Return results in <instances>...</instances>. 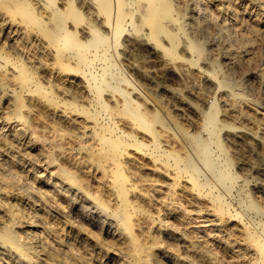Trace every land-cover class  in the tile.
Segmentation results:
<instances>
[{
	"label": "bare ground",
	"instance_id": "bare-ground-1",
	"mask_svg": "<svg viewBox=\"0 0 264 264\" xmlns=\"http://www.w3.org/2000/svg\"><path fill=\"white\" fill-rule=\"evenodd\" d=\"M0 1H1V6L4 7V9H6L7 11H10V12H13V11L16 12V14L18 16H21L25 20L24 22L26 23V25L28 27L34 26V27L39 29V32H42L44 34L45 38H47V40H48V43H50L51 46H53L55 48L54 53L50 54V55H51V59L53 60V62L56 63L57 68L60 69L62 72H64L69 77H72V79L73 78H79L80 81H82L84 84V85H82V88L84 87V90L87 91V92H85V95H82V97H84V99L81 101L77 100L76 97L68 98L65 96H60L58 93H56L54 91V88L52 87V85H50V83L44 82L45 80L43 81L40 78L41 76L39 77L35 73V69L33 70L34 67L32 68L30 65H28L27 62L22 57H20L17 52L14 51V53H11L9 50L7 51L5 47L0 46V66H2V65L5 66L7 64L11 68H13V70H14L13 77L16 79V82H17V85L12 84L14 86L13 87L14 89L12 92L14 96H13L12 101H11L13 103L12 104V106H13L12 107V113L15 114V116H17L21 120L26 119V114L23 112L24 110H22L23 107L25 106V102H28V101H24L25 100L24 99V92L25 91L30 92V93L31 92L36 93V94L42 95L44 97H47V99L50 101V103H53L54 105H56V107H57V105H59V107L62 106L64 109L67 110V112H66V110L63 111L65 113L61 112L60 114H58L60 119L62 118V120L65 121L67 124L76 125V128L81 130L82 138H83L84 134H88L86 139L91 140V141L93 140L95 142L94 144L91 142L92 144H89V145L84 146V147H86V149H90L92 151V153L94 152L95 156L97 154L98 155V161H100L101 163L102 162H109L112 165V167L109 165L108 166L106 165L108 167L107 170L109 169V171H111V173H112L111 174L112 175V181L110 183V187H108L109 188L108 194H110L109 195L110 198L109 197L108 198L114 199L116 201V204L114 203L116 206L114 208H112L111 206L109 207V206L105 205L103 203V201H101L98 197L92 198L90 196V194H88V192H86V191H85L86 193L83 195L84 199L86 201H88V203H91V204L93 203V205L100 204L101 208L99 207L100 208L99 211H101V214L105 213L104 214L105 218H103V219H105L106 223H108V228H106V230H104L105 228L102 229L103 227L100 228V226H99V229H100L99 231L88 230L84 227L81 228L82 230H85L87 233L90 234V236L92 237L91 240L93 242H99L102 245V250H103V247H104L105 251L107 249V252H105V254L108 255L107 258L110 257V258L116 259L114 261L116 264H213V259L216 260V257H217L214 254V252L211 250L214 247H212L211 249L209 248L210 246H213V245L209 246L208 243L207 244L204 243L205 241L202 242V241L198 240V238L197 239L194 238L193 234H191L193 237H191L190 235L187 236V231L183 227H181L180 230L178 229V231H179L178 233L182 237L181 240H183L182 243H184V244H182L183 247L181 246V249L178 246H175L173 248L171 247V249L170 248H163L164 246L162 247L159 245L160 239H157L158 236L155 234L152 227L148 226V225H147V227H145L146 225L143 226L142 222H140L139 220L134 218V215L138 211L143 212V210H144L143 208L145 206H143V203L139 198L140 194L138 192H136V189L141 188L140 187L141 185L139 184V180L138 179L137 180L131 179L129 177L127 170L125 169V166L129 162H132L133 160H137V158L139 157V158H142L144 160H146V159L151 160L149 163L153 162V165H154V168L152 169L153 178H147V179H149L151 181H156V182L158 181L159 186H161L162 188L163 187L166 188V194L171 193L170 191L172 189H174V187L176 185V181L174 179H172L173 176L175 178H177V180H178V178L179 179L183 178L186 181V183L183 181L182 182L184 184H187V187H185V188H188L190 191V196H191L190 201L193 202L191 209H192V211L194 210L197 213H199V216L201 218L200 220L202 221L200 227H198L199 232L202 233V231H203V233H205L204 231H206V230L210 231L211 232L210 234H214L213 235L214 238L213 237L212 238L215 241H217V243H219V244L223 243L222 247H225L226 249L231 251L232 254H235L238 256V255H243L245 253L251 258L250 260H251L252 264H264V179L263 178L261 179L258 177L257 180H255L256 182L254 184H252V186H250V180L247 178V176H243V175L239 174L237 171H235L231 157L228 153V150L226 149L227 146L223 142V140L221 138L222 136H220V134L223 133V132L221 133V130L224 127H226V126L232 127L233 125L229 124L228 122H226L223 119H222L221 123H219V120H220L219 119V115H220L219 112L221 110H223L224 112H227L228 109H231L232 105L229 104V97H230V99H231V97H233L235 99L236 98H238V99L247 98V93H248L247 87L244 84L245 82L243 83L242 81H240L241 79L240 80L235 79L233 76L230 75V73L226 72L227 70L224 71L222 69L218 58L213 57L212 54H211L212 55L211 56L210 53H208L206 51L207 48L205 47V44H204L203 39L201 37V34H198L199 32L197 31V29H195L196 26L199 25L198 23L200 21H205L206 27L211 25L210 27L213 26L214 29H218V31L222 32L221 34H223V32L226 30V29H224L226 26H224V24L217 23V21H219L218 15L212 14L210 12V9L212 6L214 8L216 7L218 13L220 11H222L221 10L222 8L228 9L230 7L232 10H236L235 6H237V5L236 4H235V6L233 5L234 4L233 0H91L92 3L97 5V6H95V11L98 14H100V20L97 21L98 24L92 23L93 21L85 20L81 14V11H80L81 9H79L74 3H72V0H70L65 5V7L60 6L59 5L60 3H58L57 0H43L44 4H45L44 7H47L48 10L50 11V13H49L50 16L48 17V20H46L47 19L46 17H45L46 19H44V15H42L37 10V8L35 7L36 2L33 3L31 0H0ZM250 1H248V2H250ZM232 5H233V8H232ZM243 6H244V4H243ZM246 7L248 8L247 5H246ZM241 8H238V9L241 10ZM247 8H246V10H247ZM213 10H215V9H213ZM255 10H257V9H255ZM258 10H257V12H258ZM92 11H93V9H92ZM241 11L243 12L244 10H241ZM262 11H263V9H262ZM234 12H235V15H237V16L239 15V13L237 11H234ZM199 14H202L205 17V19H201V20L196 19L195 17H199L198 16ZM220 14H222V12H220ZM262 15H264V14H262ZM206 16H210L209 20ZM233 18H234V16H233ZM69 19H72L73 22L74 21H83L85 23L87 22L89 24V34L86 37H82V35L80 37L78 34V30H76V27L79 24L75 25L76 27H71L70 26L71 24L69 25ZM255 19L257 20V24L258 23L264 24V17L263 18H261V17L257 18V16H256ZM1 20L3 21V22H1L2 25L7 27L6 30L9 29V31H11L15 35H19L21 38H23V35H26V28L23 29L22 25L14 24L13 20L7 21L4 18ZM252 20H253V18H252ZM47 21H49L50 23H48ZM24 22H22L21 24H23ZM232 23H234V22H232ZM231 25L233 26L234 24H231ZM252 26H253V23H252ZM235 28L236 27H234V29ZM259 29H260V27H259ZM85 30H86V28H85ZM238 30H240V29H238ZM246 30H248V29H246ZM256 30H257V28H256ZM243 31H245V30H243ZM5 33L6 32H4V34ZM256 33L258 34V32H256ZM2 36H4V35H2ZM7 37H8V35H7ZM34 37L36 38V36H34ZM242 37H243V34H242ZM45 38H43V39H45ZM244 38L246 39V37H244ZM247 38H249V37H247ZM14 41H15V39L13 40V42ZM1 42H3V41H1ZM12 44H15V43H12ZM244 44H245V42H244ZM225 45L226 46H222L223 53L231 54V51H235L234 47L236 48V46H233L230 43L225 44ZM241 45H240V47H241ZM12 46H14V48L16 47L15 45H12ZM245 47H246V45H245ZM237 48H239V47H237ZM242 48H241V50H242ZM239 49H237V50H239ZM132 50H145L144 52H146V54L148 53L147 54L148 58H146L148 61V64L153 66V67L155 65L158 66V64H159L160 65V67H159L160 72H164L166 70L167 71L168 70L169 71L170 70L175 71L176 69H179L181 73H185V74L188 73V75H189V73H192L194 70H196L202 75L205 84L212 83L214 85V83H215L217 88L218 87L220 88L222 86H223V88H225V91L224 92L222 91L223 93L221 95L219 94L220 97H217V94L215 92L212 94L213 95L212 100L210 102H207L206 101L207 97L214 90H210V89L205 88V87H197L193 82L190 84H189V82L187 84L183 83V85H184L183 89H185L184 91L187 94L193 95L195 97V99L200 100V103L198 105L196 104L197 108L195 109L196 113L198 114V118H199L198 121L200 120V123H201V126H200L201 129L200 130H197V128H196L197 131L191 132L190 130L187 131V130L183 129V132H182L183 136H180L174 130L175 128H172V126L170 127V125L167 122L165 123V122L161 121L158 116H155L154 120H151V119H149V117H147V110L142 111L143 108H142V110H140L141 109V108H139V106H141L140 102H139L140 99L138 101L134 94L135 93H137V94L141 93L142 92L141 87H139L138 84L133 82V80L131 78L132 76L126 71V68H125L126 66L124 67L125 63L122 64L120 62L121 55L125 52L127 53V52L132 51ZM237 50H236V52H237ZM20 52H21V49H20ZM29 59H31V58H29ZM127 63H128V61H127ZM32 66H34V65H32ZM142 67H145V66H142ZM150 71H152V70H150ZM176 71L174 72L175 75L174 74L173 75L176 78L181 77L178 72H177L178 74L176 73ZM47 72H48V70H47ZM143 72H145V71H143ZM11 76H12V74H11ZM11 76H10V78H11ZM259 76H261V75H259ZM47 77H48V75H47ZM255 77H257V76H255ZM5 80H7L5 76L0 77V84L5 85L6 84ZM161 80H162V78H161ZM167 80H169V79H167ZM58 82H59V80H58ZM164 82H166V80ZM70 83H72V82H70ZM79 85H81V84H79ZM167 85L171 86L172 84L169 85L167 83ZM7 86H9V85H7ZM200 86H201V84H200ZM164 87H166V86H163V88ZM179 87H181V86H179ZM5 88H6V86H5ZM106 88H111L112 90H114L118 94V98H116L112 102L108 101L107 100L108 97L105 98L104 95L102 94L104 92V89H106ZM177 88H178V86H177ZM157 89L159 90L158 87H157ZM183 89H182V91H183ZM83 92L81 91L80 93H83ZM109 92L111 93L112 91H109ZM175 92H176V90H175ZM105 93H107V92H105ZM163 93H164V91H163ZM109 98H111V97H109ZM165 98H166V96H165ZM187 98H188V96H187ZM80 99H82V98H80ZM143 99H145V98L143 97ZM147 99L149 100L148 97H147ZM175 99H177V98H175ZM190 100H192V99L190 98ZM142 101L143 100H141V102ZM254 101H256V100H254ZM149 102H151V101H149ZM154 105H155V102H154ZM5 106L8 107L7 105H5ZM149 106H150V104H149ZM238 106L240 107V105H238ZM175 107H177V106H175ZM255 108H256V106H255ZM153 110H155V109L153 108ZM186 110H188V108ZM119 111L127 114L128 116H131L134 119L133 124L135 123L136 125L143 126L146 129V131L142 132V135H140V134H137L138 132L136 133L135 130H131L129 128L127 129L125 127V125L121 124L123 121L121 123L119 122L122 120V119L121 120L118 119L117 115H119V114H117V113H119ZM242 111H241V113H242ZM252 111H253V109H252ZM68 112H69V115L67 114ZM42 114H44V113H42ZM42 114H39V116ZM149 114H151V113H149ZM223 116H221V117H223ZM119 117H120V115H119ZM152 117H153V113H152ZM230 117H232V116H230ZM162 118H163V116H162ZM193 118H195V117H193ZM225 118H227V117H225ZM30 119H31V117H30ZM168 119L171 120V117ZM30 121H32V120H30ZM173 121H174V119H173ZM173 121H171V122H173ZM258 121H264V115H263V118H261ZM32 122L30 123L31 125H32ZM34 122H35V120H34ZM156 122L161 125L163 131H170L171 132L170 135H173V136H170L172 138V140L171 141L169 140V143H172V144L176 143L174 145H177L179 147V149H176L174 147V145H169V143L168 144L162 143L161 139H159L160 130L149 127V125L152 126V124L153 123L155 124ZM191 122H193V120ZM61 123H63V122H61ZM247 123H249V122H247ZM12 124H15V122H13ZM23 124H24V121H23ZM26 124H27V122H26ZM154 124H153V126H154ZM240 124H242V123H240ZM17 125H19V124H17ZM36 126H38V125H35V127ZM60 127H62V126H60ZM73 127H75V126H73ZM143 127H142V129H143ZM65 128H66V126H65ZM235 128H238V127H235ZM33 129H32V132H33ZM246 129L245 130H237L236 132H232L233 136L231 134H229L228 136L230 137L231 140H234V141H236L237 139H241L243 135L249 136L250 138L254 139V141L257 143V145L260 148L259 150L263 151V156H262V159H259L258 162L255 163V165H253V166L249 165L250 166L249 169H252L253 171H255L256 174H259L258 172L264 173V123H260V122L258 123L257 122L255 132L252 130L248 131ZM26 130H27V128H26ZM49 130L51 132V129H49ZM62 130H64V129L62 128ZM259 130L262 131V133H263L262 135H260L258 133ZM24 131H25V129H24ZM53 132H54V130H53ZM53 132H52V134H53ZM139 132H141V131H139ZM6 133H5V135H6ZM18 133H20V130L19 131L14 130L10 134L13 135L15 138H17ZM35 133H37V132H35ZM68 133H70V132H68ZM68 133H67V135H71V133L70 134H68ZM255 133H257V134H255ZM1 136H2V133H1ZM59 137H60V135H59ZM63 137H64V135H63ZM170 137H169V139H170ZM10 138H11V136H10ZM67 138H68V136H67ZM67 138H66V140H67ZM77 138H78V136L76 137V139ZM27 139L28 138H26V140ZM3 140H6V139H3ZM45 140H47V139H45ZM54 140H55V138H54ZM56 140H57V142H59L58 139H56ZM83 140H82V142H83ZM242 140H244V139H242ZM13 141H16V140H13ZM1 142H0V154L3 157L2 158L0 157L1 158L0 164H3V169L1 168L2 170H0V202L2 201L4 206L2 205V203H0V264H90V262L92 260H91V258H88L86 255V253L89 251H87V252L85 251V247L87 244L86 239L84 237L83 238L79 237V239L81 241L79 243H81L84 248L80 247V246L76 247L77 246L76 242L78 243L79 239H78V241L74 242L73 241L74 238L72 239L71 233H73V232H72L71 228L66 227V224L61 227V224H60L61 220H59L58 218L54 217V219L49 220L45 216L46 219L44 221H40V223H39L40 227H41V232L40 231L38 232L32 226H25V225L23 226L22 225L21 220L23 218L25 219V217H27L30 220V222H39L38 219L40 217L38 218L37 214H36V211L38 209L36 208L37 210L36 209H33V210L30 209L29 210V208H27L28 206L26 207L27 203H29V202L25 201V199H27L28 197L29 198L32 197V194L30 192H28V190H26V189L23 190V185L21 186L22 190L20 189L19 182H21L22 180H20L13 173L14 167L11 164L12 162L15 161L14 155L12 154L13 151L11 153L10 150H8V146H6L7 144H5L3 142L1 143ZM42 142H44V141H42ZM79 142H81V140L78 141V143ZM166 142H168V140H166ZM59 143H61V142H59ZM12 144H14V143L12 142ZM19 144H18V146H19ZM58 145H60V144H58ZM82 145H83V143H82ZM52 146H53V144H52ZM55 146H56V144H55ZM26 147H27V145H26ZM47 147H49V145ZM53 149L55 150L57 148H53ZM58 150H59V148H58ZM24 151H25V149H24ZM63 151H59V152L61 153ZM64 152H66V151H64ZM25 153H27V152H25ZM86 154H88V153H86ZM31 155H32V153H31ZM33 156H34V154H33ZM54 156H55V154H54ZM66 156L67 155H65V157ZM20 157H21V155H20ZM59 157H61V156H59ZM72 158H73V156H72ZM88 158L89 157H87V159ZM35 159H36V157H35ZM54 159H56V157ZM68 159H69V157H68ZM243 159H244V157H243ZM36 160L39 161V159H36ZM58 160H61V158H59ZM83 160H85V159H83ZM45 161L46 160L44 159V162ZM56 161H57V159H56ZM63 161H61V162H63ZM249 161H250V158H249ZM42 162H43V160H42ZM70 162H68V163H70ZM86 162H88V161H86ZM86 162H85V164H86ZM144 162H146L149 165V163L147 161H144ZM146 163H145V165H146ZM33 164H35V163H33ZM66 164H67V161H66ZM124 164H126V165H124ZM48 165L49 164H47V166ZM245 165H246L245 161H244V163H240L241 167H245ZM19 167H21L20 164H19ZM40 167H42V166H40ZM52 167H53V165H52ZM101 167H103V166H101ZM73 168H74V166H73ZM131 168H132V166H131ZM140 168H141V165H140ZM133 169H135V163H134ZM146 169H148V168H146ZM18 170H20V169H18ZM26 170L27 169H25V171ZM247 170H248V168H247ZM140 171H142V170H140ZM17 172L20 173V171H17ZM29 172H30V170H29ZM58 172L61 175V177L63 178V180L62 181L59 180V181L55 182L54 188L56 187L57 194H53V196L55 195V197H51V196H48L46 194H42V198H44L45 201L50 203L52 206H55L54 208L56 209L58 216H63L64 214H62V211H64V210H61V208L59 207V204L61 202H65L64 198L62 199V197H66V196H69L70 194H72L71 189L75 185H77L76 186L77 188H81V183L78 182L80 177H79V179H77V177L74 176L75 174L73 173V171L70 170V168H66L63 166V167L59 168ZM95 172H97V171H95ZM144 173H146V172H144ZM21 174H22V172H21ZM47 174H46V177H47ZM17 175H19V174H17ZM38 175H39V173H38ZM93 175H95V174H93ZM109 175H110V173H109ZM136 175H138V174H136ZM27 176H26V178H27ZM34 176H35V174H34ZM146 176H147V174H146ZM143 177H145V175ZM33 178L34 177H32V179ZM140 178L142 179L141 176H140ZM22 179H24V178H22ZM27 179H29V178H27ZM102 179H104V178H102ZM142 180L144 182L145 179H142ZM149 180H147V181L149 182ZM81 181H82V179H81ZM151 181H150L151 184H155ZM26 182L28 183V181H26ZM42 182H44V181H42ZM109 182H110V180H109ZM32 183H34V182H32ZM106 183H108V181ZM86 184H87V182H86ZM145 184L149 185V183H147V182ZM51 185H53V184H51ZM103 185L105 186V184H103ZM26 186H28V185H26ZM153 186H155V185H153ZM146 187L148 188V186H146ZM30 188H33V190H35V192L37 191L39 194L42 193L40 191V187H39V189H37L36 187L30 185ZM156 188H157V186H156ZM165 188H163V189H165ZM86 189H87V187H86ZM98 189H100V188H98ZM53 190L54 189L52 188V191ZM97 191H99V190H97ZM182 191H181V193L184 194L185 191H183V192ZM50 192H51V190H50ZM94 192H96V191H94ZM148 192H149V190H148ZM26 193H30L29 194L30 196ZM153 193H156V192H153ZM153 193H151V194H153ZM36 194H33V196ZM174 195H176V194H174ZM77 197H78V195H77ZM176 197H175V199H176ZM159 198H160V196H159ZM35 199H37V198H35ZM144 199H145V195H144ZM158 199H156V200H158ZM81 201H82V199H81ZM179 201L182 202V200H179ZM40 203H41V201H40ZM40 203H38V204H40ZM66 203L68 205V201ZM183 203H186V202L184 201ZM44 204H45V202H44ZM169 204H170V202H169ZM40 205H42V204H40ZM67 205L65 207L63 206L64 209L67 207ZM79 205H77V206H79ZM171 205H173V204H171ZM61 206H62V204H61ZM93 207L95 208V206H93ZM175 207H176V205H175ZM39 210H40V208H39ZM190 210H188V211L190 212ZM67 211L69 212L70 210H67ZM99 211H98V213H100ZM179 212H180V210H179ZM30 213H32V214L30 215ZM44 213H45V211H44ZM147 214H148V212L145 213V215H147ZM160 214H161V212H160ZM166 214H168V213L166 212ZM45 215H46V213H45ZM69 215H70V213H69ZM140 215H142V214H140ZM41 216H42V214H41ZM190 216H191V214H190ZM199 216L197 218H199ZM49 218H50V215H49ZM78 218H80V217H78ZM152 218H150V220ZM193 218L196 219V217H194V216H193ZM72 219H74V218H72ZM166 219H168V218H166ZM107 220L109 222H107ZM28 221H26V222H28ZM98 221H97V223H98ZM135 221H136V223H135ZM161 221H159V222H161ZM64 222H65V220H64ZM75 222H76V220H75ZM197 222H198V224L200 223L199 221H197ZM68 223H69V221H68ZM87 223H89V222H87ZM184 223H185V221H184ZM82 224H80V225L83 226ZM182 224H183V222H182ZM185 224H187V223H185ZM198 224H196V225H198ZM94 225H96V224H94ZM135 225H137V228H135ZM33 226H35V225H33ZM70 227H72V225ZM77 230H79V229H77ZM165 230H167V229L165 228L164 231ZM175 230H177V229H175ZM44 232L46 234H48V233H51V235L53 234L54 238H59V237L63 236L62 238H64V241L66 242V249H64L62 251H58L57 249H54L51 246H49V244L46 241L47 238L45 239L41 235V233H44ZM75 232H77V231H75ZM103 232H105L104 236L102 235ZM73 234H76V233H73ZM167 235H169V234H167ZM175 235H177V234H175ZM206 236H208V235H206ZM206 236L204 235V237H206ZM172 238L174 239V237H172V236H171V238L169 237L170 240ZM48 240L50 241V239H48ZM75 240H76V237H75ZM209 240L210 239L208 238V241ZM50 242H52V241H50ZM172 242L174 243V241H172ZM176 242H177V240H176ZM91 244L93 246V243H91ZM91 244H89V245H91ZM219 244H218V246H219ZM54 245L55 246L57 245L56 242ZM179 245H180V243H179ZM78 248H83V249L78 250ZM74 249H77L79 254H75ZM97 249H99V248H97ZM97 252H98V250H97ZM225 253H227V252H225ZM88 255H91V254L89 253ZM180 255H182L183 257H180ZM220 255H222V254H220ZM224 256L226 257V260H227V258L229 259V257L223 253V257ZM242 258H245V257H242ZM242 258H241V261H242ZM238 259H239V257H238ZM89 260H91V261L88 262ZM107 260H105V262ZM221 261H222V259H221ZM226 262H228V261H226ZM99 263L100 262H98V264ZM214 264H217V263L214 262ZM229 264H231V263H229Z\"/></svg>",
	"mask_w": 264,
	"mask_h": 264
},
{
	"label": "rangeland",
	"instance_id": "rangeland-1",
	"mask_svg": "<svg viewBox=\"0 0 264 264\" xmlns=\"http://www.w3.org/2000/svg\"><path fill=\"white\" fill-rule=\"evenodd\" d=\"M33 3H35V7L37 8V10L44 15V19L48 20V17L50 16L49 13L50 11L48 10L47 7H44V1L43 0H31ZM58 3H60L59 5L62 7H65V5L70 1V0H57ZM75 1V2H74ZM250 0H233L234 2V6L235 4L237 6H235L236 10H232L230 7L228 9L226 8H222L220 12H222V14H220V12L218 13L217 8L215 7H211L210 12L212 14H217L218 15V20L217 23L220 24H224V26H226L224 29H226L223 34H221L222 32L218 31V29H214V27H206L205 26V21H200L196 26L195 29H197V31L199 32L198 34H201V37L203 39V42L205 44V47L207 48V52L210 53V55L212 54L213 57L218 58L221 67L224 71H226L227 73H230L231 76H233L235 79L242 81L245 86L247 87V98H243V99H238V98H233L229 97V104L232 105L231 109H228L227 112H224L223 110H221L219 112V123H221L222 119L225 120L226 122H228L229 124H232V127H224L221 130L220 136H222V140L225 143V145L227 146L226 149L228 150V153L231 157V160L233 162V167L235 169V171H237L239 174L243 175V176H247V178L250 180V186H252V184H254L257 180V178H263L264 179V173L263 172H258L259 174H256L255 171H253L252 169H249L250 166L249 165H255L256 162H258L259 159H262L263 156V151L259 150V146L257 145V143L254 141V139L250 138L249 136H242L241 139H237L236 141L231 140L230 137L228 136L229 134H231L233 136L232 132H236L237 130H252V131H256V124L257 122L259 123H264V121H258L261 118H263L264 115V24L258 23L257 24V20L255 19L256 16L257 18L261 17L263 18L264 15V0H251L250 2H248ZM63 2V3H62ZM40 3V4H39ZM72 3H74L79 9H81V14L83 16V18L87 21H93L92 23H97L98 20H100V14H98L95 11V6H97L96 4L92 3L91 0H72ZM82 3V4H81ZM247 3V4H246ZM253 3V4H252ZM81 4V5H80ZM244 4V6H243ZM251 4V5H250ZM43 5V6H42ZM79 5V6H78ZM90 5V6H89ZM232 5V8H233ZM239 5V6H238ZM246 5L248 6V8L246 7ZM256 6V7H255ZM44 7V8H43ZM237 7V8H236ZM242 7V8H241ZM263 11H262V9ZM241 8V10H244L243 12L238 9ZM247 8V10H246ZM40 9V10H39ZM93 9V11H92ZM215 9V10H213ZM224 9V10H223ZM226 9V10H225ZM253 9V10H252ZM255 9H259L258 12ZM2 10V11H1ZM242 12H240V11ZM83 11V12H82ZM91 11V12H90ZM214 11V12H213ZM224 11V12H223ZM237 11L239 13V15H235V12ZM0 46L5 47L6 50L10 51L11 53L17 52L18 55L20 57H22L28 65H30L33 70L35 69V73L44 81L47 83H50V85H52V87L54 88V91L56 93H58L60 96H65V97H76L77 100L81 101L84 99V97H82V95H85V92H87L86 90H84V87L82 88L83 82L80 81L79 78H73L69 77L68 75H66L64 72H62L60 69L57 68L56 63L53 62V60L51 59V55L53 54L55 51V48L53 46H51L50 43H48L47 38H45L44 34L42 32H39V29L34 27V26H30L28 27L26 25V23L24 22L25 20L21 17L18 16L16 14V12H10L7 11L6 9H4V7L1 6V1H0ZM5 13V14H4ZM8 13V14H7ZM45 13V14H44ZM86 13V14H85ZM234 15H233V14ZM252 13V14H251ZM257 13V14H256ZM261 13V14H260ZM4 14V15H3ZM16 14V15H15ZM231 14V15H230ZM260 14V15H259ZM234 18H233V16ZM243 15V16H242ZM252 15V16H251ZM6 16V17H5ZM95 16V17H94ZM199 17H195L196 19H205V17L202 14L198 15ZM242 16V17H241ZM250 16V17H249ZM255 16V17H254ZM17 17V18H16ZM46 17V18H45ZM209 20L210 16H206ZM230 17V18H229ZM6 19L7 21H12L14 22V24H19L23 26V29L26 28V35H23V38H21L19 35H15L13 34L11 31L6 30L7 27L2 25L1 22H3L1 19ZM10 18V19H9ZM14 18V19H13ZM21 18V19H20ZM239 18V19H238ZM248 18V19H247ZM253 18V20H252ZM20 19V20H19ZM89 19V20H88ZM94 19V20H93ZM222 19V20H221ZM17 20V21H16ZM71 20V21H70ZM228 20V21H227ZM238 20V21H237ZM250 20V21H249ZM256 20V21H255ZM223 21V22H222ZM237 21V22H236ZM22 22H24L23 24H21ZM48 23H50L49 21H47ZM229 22V23H228ZM234 22V23H232ZM241 22V23H240ZM255 22V23H254ZM240 23V24H239ZM253 23V26H252ZM71 24V25H70ZM79 24V25H78ZM98 24V23H97ZM208 24V23H207ZM231 24H234L233 26ZM69 25L71 27H76L75 25H78L76 27V30H78V34L81 37H86L89 34V24L83 21H74L72 19H69ZM230 25V26H229ZM257 25V26H256ZM233 28H232V27ZM252 26V27H251ZM28 27V28H27ZM83 27V28H82ZM234 27H236L234 29ZM244 29H243V28ZM260 27V29H259ZM35 28V29H34ZM86 28V30H85ZM88 28V29H87ZM213 28V29H212ZM231 28V29H230ZM257 28V30H256ZM240 29V30H238ZM248 29V30H246ZM251 29V30H250ZM6 30V31H5ZM245 30V31H243ZM83 33H82V32ZM4 32H6L4 34ZM39 32V33H38ZM219 32V33H218ZM243 32V33H242ZM258 32V34L256 33ZM11 33V34H10ZM82 33V34H81ZM228 33V34H227ZM247 33V34H246ZM10 34V35H9ZM31 34V35H30ZM241 34V35H240ZM243 34V37H242ZM246 34V35H245ZM257 34V35H256ZM4 35V36H2ZM8 35V37H7ZM203 35V36H202ZM14 36V37H13ZM36 36V38L34 37ZM213 36V37H212ZM258 36V37H257ZM4 37V38H3ZM7 37V38H6ZM20 37V38H19ZM25 37V38H24ZM246 37V39L244 38ZM249 37V38H247ZM13 38V39H12ZM45 38V39H43ZM2 39V40H1ZM15 39V41L13 42V40ZM42 39V40H41ZM249 39V40H248ZM17 40V41H16ZM206 40V41H205ZM3 41V42H1ZM25 41V42H24ZM232 41V42H231ZM235 41V42H234ZM237 41V42H236ZM243 41V42H242ZM255 41V42H254ZM7 44H6V43ZM24 42V43H23ZM33 42V43H32ZM245 42V44H244ZM15 43V44H12ZM17 43V44H16ZM232 44L233 46H236V48L234 47L235 51H231V54H226L223 53V48L222 46H226L225 44ZM242 44V45H241ZM244 44V45H243ZM15 45L16 49L14 48ZM28 45V46H27ZM241 45V47H240ZM248 48H246L245 47ZM21 48H20V47ZM49 47V48H48ZM52 47V48H51ZM239 47V48H237ZM243 47V48H242ZM257 47V48H256ZM209 48V49H208ZM242 48V50H241ZM15 49V50H14ZM21 49V52H20ZM28 49V50H27ZM239 49V50H237ZM237 50V52H236ZM28 51V52H27ZM44 51V52H43ZM133 51V52H132ZM129 52H125L121 55L120 58V62L122 64H124V67L126 68V71L132 76V80L133 82H135L136 84L139 85V87H141V93H135V97L136 99L139 101L140 99V105L139 108H141L140 110L145 111L147 110V117H149V119L154 120L155 116H158L159 119L163 122H167L170 127L172 126V128H175L174 130L177 132L178 135L183 136V129L187 130V131H197L201 129V123L200 120L198 121V114L196 113L195 109L197 108V105L200 103V100L195 99V97L193 95L187 94L183 89L184 84H187L189 82L190 83H194L197 87H205L208 88L210 90H214L212 93H210V97H207V102H210L213 98V93L216 92L217 97H220L219 94L221 95L224 91L225 88L222 87H216V84L214 83V85L212 83H207L205 84L202 75L194 70L192 73H181L179 69H176V73L178 72L180 74L181 77L176 78L175 75V71L173 70H166L164 72H160V65L158 64L155 65L154 67L148 64V61L146 58H148V53L146 54V52H144L145 50H132ZM135 51V52H134ZM140 51V52H139ZM243 51V52H242ZM42 52V53H41ZM240 54H239V53ZM24 53V54H23ZM132 53V54H131ZM38 54V55H37ZM224 56H223V55ZM17 55V54H16ZM211 55V56H212ZM42 56V57H41ZM146 56V57H145ZM220 56V57H219ZM41 57V58H40ZM123 57V58H122ZM129 57V58H128ZM31 58V59H29ZM36 58V59H35ZM126 59V60H125ZM138 59V60H137ZM141 59V60H140ZM146 59V60H145ZM202 59V58H201ZM226 59V60H225ZM41 60V61H40ZM123 60V61H122ZM133 60V61H132ZM31 61V62H30ZM35 61V62H34ZM128 61V63H127ZM142 61V62H141ZM229 61V62H228ZM136 62V63H135ZM146 62V63H145ZM54 63V64H53ZM146 65H145V64ZM45 64V65H44ZM47 64V65H46ZM150 66H148V65ZM34 65V66H32ZM43 65V66H42ZM55 65V66H54ZM132 65V66H131ZM141 65V66H140ZM45 66V67H44ZM129 68H128V67ZM145 66V67H142ZM140 67V68H139ZM4 68V69H3ZM149 68V69H148ZM262 68V69H261ZM133 69V70H132ZM7 70V71H6ZM39 70V71H38ZM46 70V71H45ZM48 70V72H47ZM149 70V71H148ZM152 70V71H150ZM159 70V71H158ZM6 71V72H5ZM10 71V72H9ZM12 71V72H11ZM145 71V72H143ZM8 72V73H7ZM50 72V73H49ZM134 72V73H133ZM152 72V73H151ZM258 74H256V73ZM7 73V74H6ZM13 73L14 70L13 68H11L10 66H8L7 64L5 66H0V77L5 76L7 80H5V85H1L0 84V142L2 141L3 143L7 144L6 146H8V150H10V152L12 153L13 151V155L15 158V161L12 162L11 164L13 165V173L20 179V180H24L23 182H19V186L20 189L22 190L21 186L23 185V190L26 189L28 190V192H30L32 194V197H28L27 199H25V201L29 202L27 203L26 207L29 208V210H33L36 209V214L37 217L39 218V222H30V220L25 217V219L23 218L22 221V225L24 226H32L33 228H35L38 232H41V227H40V221H44L47 217V219L51 220L54 219V217L58 218L61 224V227L63 225L66 224V227L71 228L73 233L76 234H72V239L73 241H78L79 237L80 238H85L87 241L86 247H85V251H89L86 253L88 258H91V260H89L88 262H90V264H98V262H100L99 264H116L114 261L116 259L107 258V254H105V252H107V249L105 251L104 247L102 250V245L99 242H93L91 240V236L89 233H87L85 230H82L81 228L84 227L88 230H97L99 231V226L100 228L106 230V228H108V223H106V220L103 219L105 218L104 214H101V211H99L100 204H95L93 205V203H88V201H86L83 197V195L88 192V194H90V196L93 197H98L101 201H103V203L107 206H111L112 208H114L116 205V201L114 199H109V188L110 187V183L112 181V173L111 171H109V169L107 170V166H111L112 165L109 162H100L98 161V155L90 150V149H86V147L89 144H94L95 142L92 140H87L86 137L88 134H84L83 138H82V134H81V130L76 128V125H72V124H67L65 121L62 120V118L60 119L59 115L61 112L65 113L63 111H65L66 109H64L62 106L59 107V105H54L53 103H50V101L47 99V97H44L42 95L36 94V93H30L25 91L24 92V101H30L25 102V106L23 107L22 110H24L23 112L26 114V119L25 120H21L20 118H18L17 116H15V114L12 113V98H13V85H17L16 79L13 77ZM44 73V74H43ZM177 73V74H178ZM260 73V74H259ZM6 74V75H5ZM12 74V76H11ZM48 77H47V75ZM157 76H156V75ZM174 74V75H173ZM46 75V76H45ZM66 75V76H65ZM149 75V76H148ZM160 75V76H159ZM261 75V76H259ZM11 76V78H10ZM153 76V77H152ZM187 76V77H186ZM195 76V77H194ZM257 76V77H255ZM136 77V78H135ZM167 77V78H166ZM261 79H260V78ZM63 78V79H62ZM69 78V79H68ZM159 78V79H158ZM162 78V80H161ZM190 78V79H189ZM50 79V80H49ZM52 79V80H51ZM61 79V80H60ZM156 79V80H155ZM169 79V80H167ZM178 79V80H177ZM182 79V80H181ZM188 79V80H187ZM192 79V80H191ZM47 80V81H46ZM59 80V82H58ZM68 80V81H67ZM70 80V81H69ZM145 80V81H144ZM155 80V81H154ZM158 80V81H157ZM166 80V82H164ZM194 80V81H193ZM9 81V82H8ZM15 81V82H14ZM50 81V82H49ZM79 81V82H78ZM187 81V82H186ZM197 81V82H196ZM13 82V83H12ZM63 82V83H62ZM72 82V83H70ZM74 82V83H73ZM82 82V83H81ZM158 82V83H157ZM163 82V83H162ZM199 82V83H198ZM201 82V83H200ZM167 83L171 86H168ZM13 84V85H12ZM66 84V85H65ZM72 84V85H71ZM81 84V85H79ZM166 84V85H165ZM201 84V86H200ZM9 85V86H7ZM74 85V86H73ZM76 85V86H75ZM183 85V86H182ZM3 86V87H2ZM6 86V88H5ZM66 86V87H65ZM161 86V87H160ZM163 86H166L163 88ZM168 86V87H167ZM174 86V87H173ZM178 86V88H177ZM181 86V87H179ZM213 86V87H212ZM150 87V88H149ZM157 87L159 88V90L157 89ZM171 89H170V88ZM78 88V89H77ZM82 88V89H81ZM148 88V89H147ZM5 89V90H4ZM12 89V90H11ZM72 89V90H71ZM75 89V90H74ZM157 89V90H156ZM174 89V90H173ZM183 89V91H182ZM8 90V91H7ZM112 91L111 93L109 91ZM176 90V92H175ZM220 90V91H219ZM83 93H80V92ZM164 91V93H163ZM223 91V92H222ZM8 92V93H7ZM77 92V93H76ZM107 92V93H105ZM175 92V93H174ZM183 92V93H182ZM251 92V93H250ZM2 94V95H1ZM8 94V95H7ZM26 94V95H25ZM65 94V95H64ZM77 94V95H76ZM104 95L105 98H107L108 101L112 102L114 101L116 98H118V94L112 90L111 88H106L104 89V92L102 93ZM115 94V95H114ZM145 94V95H144ZM179 94V95H178ZM181 94V95H180ZM250 94V95H249ZM10 95V96H9ZM73 95V96H72ZM75 95V96H74ZM110 95V96H109ZM253 95V96H252ZM259 95V96H258ZM41 98H40V97ZM117 96V97H116ZM166 96V98H165ZM186 96V97H185ZM188 96V98H187ZM255 96V97H254ZM3 97V98H2ZM29 97V98H28ZM37 97V98H36ZM111 97V98H109ZM143 97L145 99H143ZM147 97L149 98V100L147 99ZM184 97V98H183ZM194 97V98H193ZM250 97V98H249ZM260 97V98H259ZM75 98V99H76ZM82 98V99H80ZM170 98V99H169ZM177 98V99H175ZM187 98V99H186ZM190 98L192 100H190ZM6 100V101H5ZM46 100V101H45ZM141 100H143L141 102ZM160 100V101H159ZM168 100V101H167ZM178 100V101H177ZM256 100V101H254ZM45 101V102H44ZM151 101V102H149ZM165 101V102H164ZM191 101V102H190ZM234 101V102H233ZM258 101V102H257ZM155 102V105H154ZM157 102V103H156ZM189 102V103H188ZM194 102V103H193ZM231 102V103H230ZM253 102V103H252ZM142 103V104H141ZM178 103V104H177ZM235 103V104H234ZM239 103V104H238ZM31 104V105H30ZM51 104V105H50ZM150 104V106H149ZM174 104V105H173ZM176 104V105H175ZM195 104V105H194ZM197 104V105H196ZM246 104V105H245ZM255 104V105H254ZM5 105H7L8 107H6ZM166 107H165V106ZM240 105V107L238 106ZM245 105V106H244ZM258 105V106H257ZM39 106V107H38ZM159 106V107H158ZM169 106V107H168ZM177 106V107H175ZM188 106V107H187ZM194 106V107H193ZM256 106V108H255ZM5 108V109H4ZM41 108V109H40ZM44 108V109H43ZM58 108V109H57ZM150 110H149V109ZM153 108L155 110H153ZM178 108V109H177ZM188 108V110H186ZM237 108V109H236ZM28 109V110H27ZM48 109V110H47ZM54 109V110H53ZM158 111H157V110ZM171 109V110H170ZM175 109V110H174ZM253 109V111H252ZM9 110V111H8ZM35 110V111H34ZM37 110V111H36ZM39 110V111H38ZM51 110V111H50ZM166 110V111H165ZM170 110V111H169ZM190 110V111H189ZM243 110V111H242ZM247 110V111H246ZM263 110V111H262ZM29 111V112H28ZM46 111V112H45ZM50 111V112H49ZM184 111V112H183ZM236 111V112H235ZM242 111V113H241ZM36 112V113H35ZM41 112V113H40ZM59 112V113H58ZM67 112V110H66ZM159 112V113H158ZM179 112V113H178ZM181 112V113H180ZM184 114H183V113ZM42 114L39 116V114ZM49 115H48V114ZM151 113V114H149ZM152 113H153V117H152ZM259 115H258V114ZM35 114V115H34ZM47 114V115H46ZM51 114V115H50ZM69 115V112L67 113ZM120 115L118 116V119H122L121 121H119L121 124L125 125V127L131 130H135V132L137 134L142 135V132L146 131V129L141 126V125H136L134 122V119L131 116H128L125 113H122L119 111V113H117ZM124 114V115H123ZM173 114V115H172ZM190 114V115H189ZM261 114V115H260ZM122 115V116H121ZM186 115V116H185ZM195 115V116H194ZM224 115V116H223ZM241 115V116H240ZM244 115V116H243ZM248 115V116H247ZM251 115V116H250ZM258 115V116H257ZM36 116V117H35ZM163 116V118H162ZM190 116V117H189ZM223 116V117H221ZM232 116V117H230ZM234 116V117H233ZM240 116V117H239ZM29 117V118H28ZM31 117V119H30ZM47 117V118H46ZM123 117V118H122ZM171 117V120L168 119ZM195 117V118H193ZM227 117V118H225ZM243 117V118H242ZM245 117V118H244ZM247 117V118H246ZM255 117V118H254ZM39 120H38V119ZM41 118V119H40ZM186 118V119H185ZM239 118V119H238ZM14 119V120H13ZM19 119V120H18ZM28 119V120H27ZM58 119V120H57ZM132 119V120H131ZM174 119V121H173ZM197 119V120H196ZM237 119V120H236ZM16 120V121H15ZM32 120L34 122L33 123ZM42 120V121H41ZM47 120V121H46ZM49 120V121H48ZM193 120V122H191ZM196 120V121H195ZM235 120V121H234ZM247 120V121H246ZM24 121V124H23ZM41 121V122H40ZM173 121V122H171ZM195 121V122H194ZM13 122H15V124H12ZM18 122V123H17ZM27 122V124H26ZM32 122V125L30 124ZM38 122V123H37ZM57 122V123H56ZM63 122V123H61ZM126 122V123H125ZM190 122V123H189ZM231 122V123H230ZM233 122V123H232ZM249 122V123H247ZM3 123V124H2ZM22 125H21V124ZM59 123V124H58ZM125 123V124H124ZM173 123V124H172ZM200 123V124H199ZM242 123V124H240ZM256 123V124H255ZM19 124V125H17ZM154 124V123H153ZM149 125L150 128H154V129H158L160 130V135H159V139H161L163 144H168L169 140L171 141L172 138L170 136V131H163L162 127L159 123H155L154 126ZM158 124V125H157ZM187 124V125H186ZM235 124V125H234ZM246 124V125H245ZM2 125V126H1ZM17 125V126H16ZM24 125V126H23ZM35 125H38L35 127ZM52 125V126H51ZM56 125V126H55ZM66 128H65V126ZM130 125V126H129ZM135 125V126H134ZM186 125V126H185ZM192 125V126H191ZM7 126V127H6ZM20 126V127H19ZM32 126V127H31ZM34 126V127H33ZM46 126V127H45ZM62 126V127H60ZM64 126V127H63ZM68 126V127H67ZM75 126V127H73ZM190 128H189V127ZM243 126V127H242ZM250 126V127H249ZM19 127V128H18ZM23 127V128H22ZM31 127V128H30ZM54 127V128H53ZM135 129H134V128ZM143 127V129H142ZM157 127V128H156ZM159 127V128H158ZM234 127V128H233ZM238 127V128H235ZM7 130H6V129ZM27 128V130H26ZM34 128V129H33ZM36 128V129H35ZM42 128V129H41ZM62 128L64 130H62ZM142 130H141V129ZM192 128V129H191ZM195 128V129H194ZM197 128V130H196ZM233 128V129H232ZM244 128V129H243ZM25 129V131H24ZM33 129V132H32ZM51 129V132L50 130ZM57 129V130H56ZM137 129V130H136ZM226 129V130H225ZM231 129V130H230ZM14 130H20V133H18V137L15 138L13 135H11L10 133H12ZM37 130V131H36ZM54 130V132H53ZM67 130V131H66ZM74 130V131H73ZM162 130V131H161ZM228 130V131H227ZM12 131V132H11ZM37 133H35V132ZM57 131V132H56ZM141 131V132H139ZM231 131V132H230ZM6 135H5V133ZM28 132V133H27ZM32 132V133H31ZM53 132V134H52ZM70 132L71 135H67V133ZM77 132V133H76ZM2 133V136H1ZM56 133V134H55ZM59 133V134H58ZM68 133V134H70ZM164 133V134H163ZM258 133L260 135H262V131L259 130ZM58 134V135H57ZM64 137H63V135ZM257 134V133H255ZM22 135V136H21ZM24 135V136H23ZM33 135V136H32ZM53 135V136H52ZM60 135V137H59ZM164 135V136H163ZM4 136V137H3ZM16 140V141H13ZM21 136V137H20ZM36 136V137H35ZM43 136V137H42ZM66 136V137H65ZM68 136V138H67ZM78 136V138L76 139V137ZM170 139H169V137ZM25 137V138H24ZM34 137V138H33ZM39 137V138H38ZM73 137V138H72ZM26 138H28L26 140ZM33 138V139H32ZM55 138V140H54ZM67 138V140H66ZM81 138V139H80ZM166 138V139H165ZM6 139V140H3ZM10 139V140H9ZM25 139V140H24ZM36 139V140H35ZM44 139V140H43ZM47 139V140H45ZM59 142H57V140ZM78 143V141H80ZM84 139V140H83ZM244 139V140H242ZM66 140V141H65ZM83 140V142H82ZM166 140H168V142H166ZM240 140V141H239ZM34 141V142H33ZM44 141V142H42ZM75 141V142H74ZM165 141V142H164ZM1 142V143H2ZM12 142L14 144H12ZM21 142V143H20ZM33 142V143H32ZM50 142V143H49ZM66 142V143H65ZM71 144H70V143ZM73 142V143H72ZM86 142V143H85ZM92 142V143H91ZM20 143V144H19ZM53 146H52V144ZM60 145H58V144ZM83 143V145H82ZM232 143V144H231ZM16 144V145H15ZM19 144V146H18ZM35 144V145H34ZM46 144V145H45ZM56 144V146H55ZM176 143H169V145H174ZM239 144V145H238ZM242 144V145H241ZM248 144V145H247ZM250 144V145H249ZM10 145V146H9ZM15 145V146H14ZM22 145V146H21ZM27 145V147H26ZM45 145V146H44ZM49 145V147H47ZM256 145V146H255ZM32 146V147H31ZM73 146V147H72ZM177 145H174V147L176 149H179V147ZM236 146V147H235ZM23 147V148H22ZM36 147V148H35ZM248 147V148H247ZM253 147V148H252ZM21 148V149H20ZM52 148V149H51ZM53 148H57V149H53ZM59 148V150H58ZM12 149V150H11ZM15 151H14V150ZM25 149V151H24ZM51 149V150H50ZM235 149V150H234ZM19 150V151H18ZM66 152H64V151ZM54 151V152H53ZM59 151H63V152H59ZM85 151V152H84ZM232 151V152H231ZM234 151V152H233ZM239 151V152H238ZM17 152V153H16ZM27 152V153H25ZM19 153V154H18ZM32 153V155H31ZM49 153V154H48ZM57 153V154H56ZM88 153V154H86ZM244 153V154H243ZM34 154V156H33ZM38 154V155H37ZM55 154V156H54ZM59 154V155H58ZM85 154V155H84ZM232 154V155H231ZM248 154V155H247ZM256 154V155H255ZM19 155V156H18ZM21 155V157H20ZM25 155V156H24ZM63 155V156H62ZM65 155H67L65 157ZM69 155V156H68ZM16 156V157H15ZM28 156V157H27ZM61 156V157H59ZM73 156V158H72ZM85 156V157H84ZM92 156V157H91ZM138 156V155H137ZM251 156V157H250ZM0 157L2 158L3 156L0 154ZM33 157V158H32ZM39 159L36 160L35 159ZM56 157V159H54ZM61 158V160H58L59 158ZM69 157V159H68ZM87 157H89L87 159ZM238 157V158H237ZM244 157V159H243ZM254 157V158H253ZM0 158V160H1ZM72 158V159H71ZM85 160H83V159ZM250 158V161H249ZM25 159V160H24ZM30 159V160H29ZM33 159V160H32ZM44 159L46 160L45 162L47 164H49L47 166V164L44 162ZM64 161H63V160ZM74 159V160H73ZM90 159V160H89ZM93 159V160H92ZM36 160V161H35ZM41 160V161H40ZM43 160V162H42ZM245 161V167H241L240 163H244ZM18 161V162H17ZM38 161V162H37ZM63 161V162H61ZM67 161V164H66ZM71 161V162H70ZM88 161V162H86ZM91 161V162H90ZM135 161V162H134ZM147 161L148 163L151 161L149 159H142V158H137V160H133L132 162H129L127 165L125 166V169L127 170L129 177L131 179L134 180H139V184L141 185V188L136 189V192H138L140 195V200L143 203V206H145L143 209V212H137L134 215V218H136L137 220H139L140 222H142V225H146L145 227L151 226L153 231L155 232V234L158 236L157 239L159 240V245L160 246H164L163 248H170L171 247H175L178 246L181 249V246L183 242L182 237L179 235V231L181 227L185 228L187 231V236H191L193 237L191 234L194 235V238H198V240L200 241H205V244H209L213 245L210 246L209 248L214 252V254L217 256L216 260L213 259V264L214 262L217 264H252L251 262V258L247 255V254H243V255H235L232 254L231 251H229L228 249H226L223 246V243L219 244L217 243V241H215L214 238V234H210V231H204L205 233L199 232L198 227H200L202 221L200 220V216L199 213H197L196 211H192L191 206L193 205V202L190 201L191 200V196H190V191L187 187V184H184L183 182L186 183V181L183 178H175L173 176L172 179H174L176 181V185L174 187V189H172L169 194H166V188L163 189L161 186H159V182L157 181H151L147 178H153V174H152V169L154 168L153 162L149 163V165L144 162ZM16 162V163H15ZM41 162V163H40ZM62 164H61V163ZM70 162V163H68ZM73 162V163H72ZM86 162V164H85ZM100 162V163H99ZM144 162V163H143ZM22 163V164H21ZM27 163V164H26ZM35 163V164H33ZM60 163V164H59ZM65 163V164H64ZM84 163V164H83ZM134 163H135V169L134 168ZM146 163V165H145ZM19 164L21 167H19ZM46 166H45V165ZM56 164V165H55ZM73 164V165H72ZM26 165V166H25ZM33 165V166H32ZM53 165V167H52ZM87 165V166H86ZM94 165V166H93ZM96 165V166H95ZM107 165V166H106ZM141 165V168H140ZM144 167H143V166ZM153 165V166H152ZM16 166V167H15ZM42 166V167H40ZM66 167V168H70L71 171H73V173L75 174L74 176L77 177L78 182L81 183V188H77L75 185L71 191L72 194H70L69 196L66 197H62V199L64 198L65 202H61L59 204V207L61 208L62 214H64L63 216H58L56 209L54 208L55 206H52L50 203L46 202L44 198H42V194H46L48 196L51 197H55V195L53 196V194H57L56 192V187L54 188L55 182L59 181V180H63V178L61 177V175L59 174V168L61 167ZM74 166V168H73ZM86 166V167H85ZM103 166V167H101ZM132 166V168H131ZM150 166V167H149ZM249 166V167H248ZM137 167V168H136ZM248 170H247V168ZM3 169V164H0V170ZM36 168V169H35ZM89 168V169H88ZM95 168V169H94ZM100 168V169H99ZM128 168V169H127ZM148 168V169H146ZM20 169V170H18ZM24 171H23V170ZM25 169H27L25 171ZM85 169V170H84ZM91 169V170H90ZM97 169V170H96ZM238 169V170H237ZM30 170V172H29ZM45 170V171H44ZM93 170V171H92ZM133 170V171H132ZM142 170V171H140ZM145 170V171H144ZM147 170V171H146ZM17 171H20L17 172ZM76 171V172H75ZM89 171V172H88ZM97 171V172H95ZM131 171V172H130ZM146 173H144V172ZM152 174H150L149 172ZM22 172V174H21ZM28 174H27V173ZM48 174H47V173ZM104 172V173H103ZM110 175H109V173ZM137 172V173H136ZM25 173V174H24ZM31 173V174H30ZM39 173V175H38ZM51 173V174H50ZM99 173V174H98ZM138 175H136V174ZM19 174V175H17ZM35 174V176H34ZM41 174V175H40ZM45 174V175H44ZM47 174V177H46ZM95 174V175H93ZM134 174V175H133ZM145 177H143L144 175ZM147 174V176H146ZM21 175V176H20ZM28 175V176H27ZM43 175V176H42ZM86 175V176H85ZM108 175V176H107ZM250 175V176H249ZM29 178L27 179L26 178ZM38 176V177H37ZM45 176V177H44ZM111 176V177H110ZM140 176L142 177V179H145L144 182L143 180L140 178ZM32 177H34L32 179ZM82 177V178H81ZM85 177V178H84ZM94 177V178H93ZM142 180H140L139 178ZM252 177V178H251ZM24 178V179H22ZM44 178V179H43ZM53 178V179H52ZM55 178V179H54ZM84 178V179H83ZM104 178V179H102ZM51 179V180H50ZM82 179V181H81ZM96 179V180H95ZM99 179V180H98ZM101 179V180H100ZM149 180V182L147 180ZM252 179V180H251ZM33 180V181H32ZM53 180V181H52ZM110 180V182H109ZM173 180V181H174ZM28 181V183L26 182ZM31 183H30V182ZM36 181V182H35ZM44 181V182H42ZM94 183H93V182ZM108 181V183H106ZM141 181V182H140ZM153 182L155 184H151L150 183ZM183 181V182H182ZM27 184H26V183ZM34 182V183H32ZM40 182V183H39ZM87 182V184H86ZM149 183L145 184V183ZM183 183V184H182ZM50 184V185H49ZM53 184V185H51ZM89 184V185H88ZM102 184V185H101ZM105 184V186L103 185ZM143 184V185H142ZM28 185V186H26ZM31 186L36 187L37 189H39L40 187V191L42 193H38L37 191L35 192V190H33V188H30ZM85 185V186H84ZM89 187H88V186ZM155 185V186H152ZM25 186V187H24ZM39 186V187H38ZM98 186V187H97ZM101 186V187H100ZM148 186V188L146 187ZM150 186V187H149ZM157 186V188H156ZM179 188H178V187ZM87 187V189H86ZM28 188V189H27ZM52 188L54 189L52 191ZM76 190H75V189ZM100 188V189H98ZM156 190H155V189ZM183 188V189H182ZM84 189V190H83ZM89 189V190H88ZM91 189V190H90ZM185 191L184 194L181 193L182 190ZM43 190V191H42ZM51 190V192H50ZM99 190V191H97ZM107 190V191H106ZM149 190V192H148ZM155 190V191H154ZM158 190V191H157ZM179 190V191H178ZM86 191V192H85ZM96 191V192H94ZM106 191V192H105ZM147 191V192H146ZM182 191V192H183ZM102 194H101V193ZM142 192V193H141ZM156 192V193H153ZM30 193H26V194H30ZM37 193V194H36ZM105 193V194H104ZM153 193V194H151ZM158 193V194H157ZM33 194H36L33 196ZM107 194V195H106ZM160 194V195H159ZM172 194V195H171ZM176 194V195H174ZM181 196H180V195ZM186 194V195H185ZM27 195V196H28ZM76 195V196H75ZM78 195V197H77ZM144 195H145V199H144ZM30 196V195H29ZM36 196V197H35ZM38 196V197H37ZM59 196V195H58ZM103 196V197H102ZM160 196V198H159ZM177 196V197H176ZM77 197V198H76ZM109 197V198H108ZM176 197V199H175ZM189 197V198H188ZM32 198V199H31ZM37 198V199H35ZM159 198V199H158ZM174 198V199H173ZM186 198V199H185ZM82 199V201H81ZM103 199V200H102ZM105 199V200H104ZM143 199V200H142ZM147 199V200H146ZM158 199V200H156ZM182 200L179 201V200ZM184 199V200H183ZM32 202H30V201ZM39 200V201H38ZM113 202H112V201ZM152 202H150V201ZM162 200V201H161ZM169 200V201H168ZM176 202H175V201ZM41 201V203H40ZM68 201V205L67 202ZM77 201V202H76ZM115 201V202H114ZM157 201V202H156ZM160 201V202H159ZM186 203H183V202ZM45 202V204H44ZM80 202V203H79ZM170 202V204H169ZM0 203H2V205L4 206L3 202L1 201ZM36 203V204H35ZM42 205H40V204ZM65 205H64V204ZM115 203V204H114ZM162 203V204H161ZM176 203V204H175ZM178 203V204H177ZM31 204V205H30ZM45 206H44V205ZM49 204V205H48ZM62 204V206H61ZM80 204V205H79ZM82 204V205H81ZM85 204V205H84ZM91 204V205H90ZM173 204V205H171ZM30 205V206H29ZM33 205V206H32ZM41 207H40V206ZM67 205V207L64 209V207ZM79 205V206H77ZM95 206V208L93 206ZM147 205V206H146ZM154 205V206H153ZM171 205V206H170ZM176 205V207H175ZM35 206V207H34ZM64 206V207H63ZM32 207V208H31ZM49 207V208H48ZM100 207V208H99ZM157 207V208H156ZM159 207V208H158ZM189 209H188V208ZM40 208V210H39ZM150 208V209H149ZM156 208V209H155ZM73 209V210H72ZM76 209V210H75ZM148 209V210H147ZM153 209V210H152ZM191 209V210H190ZM55 210V211H54ZM67 210H70L69 212ZM72 210V211H71ZM81 210V211H80ZM150 210V211H149ZM165 210V211H164ZM177 210V211H176ZM180 210V212H179ZM190 210V212L188 211ZM40 211V212H39ZM46 215H45V213ZM47 211V212H46ZM75 211V212H74ZM94 211V212H93ZM98 211L100 213H98ZM158 211V212H157ZM42 212V213H41ZM66 212V213H65ZM97 212V213H96ZM147 215H145V213H147ZM151 212V213H150ZM155 212V213H154ZM161 212V214H160ZM166 212L168 214H166ZM172 212V213H171ZM174 212V213H173ZM178 212V213H177ZM194 212V213H193ZM42 216H41V214ZM70 213V215H69ZM79 213V214H78ZM154 213V214H153ZM176 213V214H175ZM32 213H30L31 215ZM40 214V215H39ZM57 214V215H56ZM75 214V215H74ZM142 214V215H140ZM144 214V215H143ZM150 214V215H149ZM175 214V215H174ZM179 214V215H178ZM191 214V216H190ZM197 216H196V215ZM50 215V218H49ZM52 215V216H51ZM97 215V216H96ZM100 215V216H99ZM102 215V216H101ZM168 217H167V216ZM177 215V216H176ZM69 218H68V217ZM77 216V217H76ZM146 216V217H145ZM196 217L195 218H193ZM199 216V218H197ZM53 217V218H52ZM62 217V218H61ZM65 217V218H64ZM80 217V218H78ZM82 217V218H81ZM96 217V218H95ZM139 217V218H138ZM142 217V218H141ZM145 217V218H144ZM153 217V218H152ZM160 217V218H159ZM74 218V219H72ZM76 218V219H75ZM87 218V219H86ZM147 218V219H146ZM149 218V219H148ZM150 218H152L150 220ZM168 218V219H166ZM184 218V219H183ZM41 219V220H40ZM71 219V220H70ZM86 219V220H85ZM93 219V220H92ZM155 219V220H154ZM158 221H157V220ZM164 219V220H163ZM173 221H172V220ZM179 219V220H178ZM195 219V220H194ZM25 220V221H24ZM29 220V221H28ZM63 220V221H62ZM65 220V222H64ZM73 220V221H72ZM76 220V222H75ZM84 220V221H83ZM99 220V221H98ZM101 220V221H100ZM162 220V221H161ZM193 220V221H192ZM28 221V222H26ZM69 221V223H68ZM86 221V222H85ZM96 221V222H95ZM98 221V223H97ZM161 221V222H159ZM175 221V222H174ZM178 221V222H177ZM187 223L185 224L184 223ZM199 221L200 223L198 224ZM25 222V223H24ZM67 222V223H66ZM89 222V223H87ZM101 222V223H100ZM107 222H109L107 220ZM146 222V223H145ZM164 222V223H163ZM183 222V224H182ZM28 223V224H27ZM38 223V224H37ZM83 223V224H82ZM105 223V224H104ZM136 223V221H135ZM145 223V224H144ZM170 223V224H169ZM176 223V224H175ZM180 223V224H179ZM80 224H82L83 226H81ZM96 224V225H94ZM172 224V225H171ZM179 224V225H178ZM195 224V225H194ZM198 224V225H196ZM35 225V226H33ZM72 225V227H70ZM94 225V226H93ZM179 227H178V226ZM80 226V227H79ZM176 228H175V227ZM191 226V227H190ZM78 227V228H77ZM156 227V228H155ZM164 227V228H163ZM171 227V228H170ZM178 227V228H177ZM75 228V229H74ZM79 230H77V229ZM93 228V229H92ZM135 228H137V225H135ZM167 229L164 231V229ZM189 228V229H188ZM192 228V229H191ZM155 229V230H154ZM170 229V230H169ZM172 229V230H171ZM177 229V230H175ZM169 230V231H168ZM77 231V232H75ZM169 233H168V232ZM81 232V233H80ZM84 232V233H83ZM165 232V233H164ZM173 232V233H172ZM99 233V232H98ZM105 232L102 233V235L104 236ZM169 234V235H167ZM177 234V235H175ZM42 237H44L47 241V243L49 244V246H51L54 249H57L58 251H62L64 249H66V242L64 241V238H62L63 236L59 237V238H54L53 234L51 235V233L46 234L41 233ZM45 235V236H44ZM77 235V236H76ZM204 235H208L206 237H204ZM76 240H75V237ZM174 237V239L172 238L171 240L174 241V243L169 239V237L171 238ZM50 237V238H49ZM211 237V238H210ZM213 237V238H212ZM61 238V239H60ZM177 238V239H176ZM206 238V239H205ZM208 238L210 239L208 241ZM48 239H50V242ZM56 239V240H55ZM205 239V240H204ZM170 240V241H169ZM177 240V242H176ZM213 240V241H212ZM170 243H169V242ZM212 243H211V242ZM56 242V246L54 245ZM80 239L78 241V243L76 242V247H83V245L81 243ZM180 245H179V243ZM93 243V246L92 244ZM164 243V244H163ZM178 243V244H177ZM79 244V245H78ZM91 244V245H89ZM174 244V245H173ZM219 244V246H218ZM100 246V247H99ZM170 246V247H169ZM208 246V245H207ZM218 246V247H217ZM95 247V248H94ZM183 247V246H182ZM217 247V248H216ZM220 247V248H219ZM84 248V247H83ZM83 248H78V250L83 249ZM94 248V249H93ZM99 248V249H97ZM225 248V249H224ZM96 249V250H95ZM218 251H217V250ZM220 249V250H219ZM77 252H75V251ZM74 253L75 254H79L77 249H74ZM98 250V252H97ZM102 252H101V251ZM227 253H225V252ZM100 252V253H99ZM104 252V253H103ZM91 255H88V254ZM103 253V254H102ZM219 253V254H218ZM223 253L226 254V256L229 257V259L224 256L223 257ZM222 254V255H220ZM105 257H104V256ZM219 255V256H218ZM232 255V256H231ZM235 255V256H234ZM95 257V258H94ZM180 257H183L182 255H180ZM239 257V259H238ZM245 257V258H242ZM93 258V259H92ZM242 258V261H241ZM95 259V260H94ZM108 259V260H107ZM113 259V260H112ZM222 259V261H221ZM224 259V260H223ZM97 260V261H96ZM105 260H107L105 262ZM228 262H226V261ZM231 261V262H230ZM239 261V262H238ZM105 262V263H104ZM111 262V263H110ZM243 262V263H242Z\"/></svg>",
	"mask_w": 264,
	"mask_h": 264
}]
</instances>
